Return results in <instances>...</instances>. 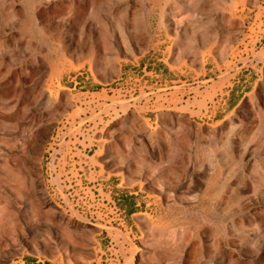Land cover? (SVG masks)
<instances>
[{"label": "rangeland", "instance_id": "rangeland-1", "mask_svg": "<svg viewBox=\"0 0 264 264\" xmlns=\"http://www.w3.org/2000/svg\"><path fill=\"white\" fill-rule=\"evenodd\" d=\"M208 1L0 0V264H264V0Z\"/></svg>", "mask_w": 264, "mask_h": 264}, {"label": "bare ground", "instance_id": "bare-ground-1", "mask_svg": "<svg viewBox=\"0 0 264 264\" xmlns=\"http://www.w3.org/2000/svg\"><path fill=\"white\" fill-rule=\"evenodd\" d=\"M209 1H210V0H209ZM209 1H208V2H209ZM206 4H208V3L206 2ZM209 4H210V2H209ZM203 8H204V7H203ZM210 8H211V7H210ZM209 10H210V9H209ZM210 16H212V15H210Z\"/></svg>", "mask_w": 264, "mask_h": 264}]
</instances>
